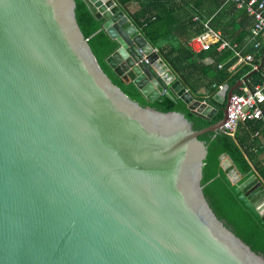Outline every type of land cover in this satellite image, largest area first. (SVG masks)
<instances>
[{
	"label": "water",
	"instance_id": "1",
	"mask_svg": "<svg viewBox=\"0 0 264 264\" xmlns=\"http://www.w3.org/2000/svg\"><path fill=\"white\" fill-rule=\"evenodd\" d=\"M119 48L108 65L147 103L211 122L117 0H84ZM77 0H0V264H264L203 185L224 119L202 131L131 100L106 74ZM226 89V87H225ZM222 180L264 229V184L221 156Z\"/></svg>",
	"mask_w": 264,
	"mask_h": 264
},
{
	"label": "trees",
	"instance_id": "2",
	"mask_svg": "<svg viewBox=\"0 0 264 264\" xmlns=\"http://www.w3.org/2000/svg\"><path fill=\"white\" fill-rule=\"evenodd\" d=\"M118 1L123 6L128 4L127 0ZM155 2L157 3V6L154 7L156 10V19H142L140 14H135L134 21L136 22V26L138 29L140 28L144 35L151 37L153 44L159 49L161 56H163L174 72L182 78L184 86L188 88L192 94L193 92H197L198 88H204L202 84H198V73L210 79L208 88L212 95L207 102L219 111L211 122H206L193 116L183 102L176 100L172 96H163L162 99L155 104L147 103L134 85H126L108 65V57L119 48V44L116 40L111 39L106 31L102 30L103 22L94 16L84 0H77V16L85 36L91 39L90 44L100 64L106 71V74L131 100L139 103L142 107H151L162 113L167 114L176 112L182 114L193 125L195 131L208 129L224 119L226 103L224 105H219L214 101V95L218 92L219 87L228 84L231 88H234L243 76H246L252 71L254 72L252 78L254 79L255 85H262L264 84V75L260 71V68H258V70H253L251 66H246L240 70L239 74L231 76L230 68L237 60L235 57H233L228 64L223 65L222 68L219 67V64L214 66L206 63V57L215 58L218 63L221 61L218 60V58L223 54L217 51V47L206 51V53L201 56H196L188 48V44H182L180 47L162 46L160 39L154 37V33L165 30L164 28L169 23L173 24L177 22V19L175 18L176 13L167 11L163 9V7L160 8L163 4L160 3V1ZM213 2L216 5L218 4L217 0ZM218 12V15L215 17L216 21L219 19L218 16H220V11ZM212 14H214V12H212ZM242 14L248 17L246 13L242 12ZM252 90H254L253 86ZM200 101L205 102L203 99H200ZM238 126L235 136L220 131L218 134L209 133L200 137L199 140L204 142L208 149V155L205 161L206 166H204L203 185L207 186L205 188V194L219 218L223 220L238 237L244 242H247L254 251L264 254V229L254 219L250 212L241 207L236 198L231 195L223 181L218 179L221 165L220 158L224 154H228L232 158L234 165L240 173L248 174L253 171L255 167L264 179V166L257 162L254 155L247 148L246 140H244V137L251 139V136L255 134L263 124H255L253 121L246 124L240 123Z\"/></svg>",
	"mask_w": 264,
	"mask_h": 264
},
{
	"label": "crops",
	"instance_id": "3",
	"mask_svg": "<svg viewBox=\"0 0 264 264\" xmlns=\"http://www.w3.org/2000/svg\"><path fill=\"white\" fill-rule=\"evenodd\" d=\"M128 4L123 6L118 0V4L123 7L126 14L130 17L133 23L134 15L140 14L141 18H153L156 19V13L154 7L157 6L155 1H160L163 3L160 8L167 11H171L175 14L177 22L173 24L169 23L164 29L160 32H155L154 37L159 38L162 46L164 47H180L182 44L187 45L190 40H192L197 35L201 34L204 31V26L208 23L211 28L216 32H219L222 35V38L229 41L231 44L237 45V49L243 54H254L255 61L254 63L258 65L260 71L264 75V38H259L255 41L251 39V30L254 25L253 18L248 15L247 12L238 10L233 5H224L222 0H217L218 4L216 5L214 0H127ZM220 11L219 19L216 21L215 17ZM214 12V14H212ZM243 13H246L248 17L244 16ZM249 18V19H248ZM215 19V20H214ZM216 21V22H215ZM140 33L150 42L160 53L159 49L153 44L151 37H147L142 33L139 28ZM255 43H260V50L254 49ZM217 47V45H214ZM253 49V51H252ZM209 51V50H208ZM223 54L218 58L221 60L219 63L215 58L206 57L205 62L211 65L219 64V67L222 68L223 65L228 64L234 56V53L230 49L218 50ZM223 52V53H222ZM233 54H232V53ZM206 51L195 54L196 56H201L205 54ZM161 54V53H160ZM163 57V56H162ZM246 66L239 64L238 61L231 66L230 72L231 76L239 74L240 70ZM252 67V66H251ZM258 70V69H257ZM254 72L248 73L246 76H243L236 87L231 88L228 84H224L223 91L228 93L233 92L235 94L241 93L243 88L251 89L252 86L256 89L261 84L255 85L254 79L252 78ZM178 79L181 81L182 85L183 80L181 77L176 74ZM197 77L199 78L198 84H202L204 88H198L197 92H192L184 86L186 90L189 91L191 96L200 101L203 99L205 102L211 97L210 90L208 85L210 79L205 77L203 74L198 73ZM249 78V79H248ZM202 81V83H201ZM263 85V84H262ZM198 87V86H197ZM226 87V89H225ZM220 93V90L215 93L214 97ZM253 122V121H252ZM256 124H263V126L251 136V139L244 137L246 140L247 148L254 155L257 162L264 166V119L254 121ZM246 124V123H241ZM239 127V126H238ZM238 130V128H237ZM253 171L258 176V179L264 184V179L261 174L254 167Z\"/></svg>",
	"mask_w": 264,
	"mask_h": 264
},
{
	"label": "built area",
	"instance_id": "4",
	"mask_svg": "<svg viewBox=\"0 0 264 264\" xmlns=\"http://www.w3.org/2000/svg\"><path fill=\"white\" fill-rule=\"evenodd\" d=\"M224 5H233L238 10L247 12L253 18L254 25L251 30V39L255 41L259 38H264V0H222ZM214 45H217L218 50L230 49L233 51L235 58L239 64L250 65L253 70L258 69V65L254 63V54L243 55L237 45L231 44L229 41L222 38L219 32H216L207 23L204 26V31L194 37L188 43V48L198 54L203 51L211 50ZM260 43H255L254 49L260 50ZM221 67V66H220ZM223 91V87H219ZM264 119V84L251 90L243 88L241 93L235 94L230 100V105L227 110V119L220 128L221 132L235 136L240 123H248Z\"/></svg>",
	"mask_w": 264,
	"mask_h": 264
}]
</instances>
